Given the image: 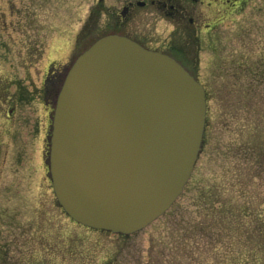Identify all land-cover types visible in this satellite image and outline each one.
Masks as SVG:
<instances>
[{
    "label": "rangeland",
    "instance_id": "obj_1",
    "mask_svg": "<svg viewBox=\"0 0 264 264\" xmlns=\"http://www.w3.org/2000/svg\"><path fill=\"white\" fill-rule=\"evenodd\" d=\"M24 14L38 27L37 59L22 43ZM117 23L197 58L189 68L209 96L183 191L126 237L73 223L55 204L51 108L36 98L47 62L67 65L70 49L75 58ZM0 264H264V0H0Z\"/></svg>",
    "mask_w": 264,
    "mask_h": 264
},
{
    "label": "water",
    "instance_id": "obj_2",
    "mask_svg": "<svg viewBox=\"0 0 264 264\" xmlns=\"http://www.w3.org/2000/svg\"><path fill=\"white\" fill-rule=\"evenodd\" d=\"M57 93L47 164L62 211L124 236L164 214L202 147L204 87L172 57L106 34L77 55Z\"/></svg>",
    "mask_w": 264,
    "mask_h": 264
},
{
    "label": "flooded vegetation",
    "instance_id": "obj_3",
    "mask_svg": "<svg viewBox=\"0 0 264 264\" xmlns=\"http://www.w3.org/2000/svg\"><path fill=\"white\" fill-rule=\"evenodd\" d=\"M155 1H151L150 4L154 5ZM159 5H163L161 1L157 2ZM132 5L129 4V6L124 7V12L125 13L127 10V8L131 7ZM136 6H143L141 3H136ZM170 8L173 9L172 6H169ZM24 20H27V16L26 14H24ZM29 21H28V25L30 27L29 31L31 34L30 39L27 38V35L24 34L23 36V41L22 43H26L29 46V52L28 55L29 57H33L36 58V56H38L40 58L41 54L37 53V43L36 42V38H38V27L37 24H34V26L32 25V19L34 21L33 15L30 14L29 16ZM19 22H17V25H20L19 30L21 32H23V30L25 31V28L23 27V25H21V16L19 15L18 17ZM191 21V20H189ZM27 23V21H26ZM116 23V22H115ZM6 24V22H5ZM124 26L121 25L120 23H117L114 25L113 28H109L107 31L110 33H119V34H125L127 35V32H124V30H122ZM132 37V36H130ZM25 38V40H24ZM133 39V37H132ZM141 43V42H140ZM143 46L145 47H149L147 44L145 45V43H141ZM151 48V47H149ZM156 49V48H153ZM158 50H160L161 52H164L166 54H169L171 57H174L176 59V61L178 60V62H180V64L185 67L187 70H189L191 73H193L191 70V68H189V65L191 64V66H195L197 64V58H192V56L189 55V53H187L184 50L181 49H171L168 48L167 51L157 48ZM156 49V50H157ZM36 51V54H35ZM69 54L66 55V60H67V65H61L60 67H58V65L56 66L52 61L47 62V66L44 68L43 73H42V79H41V86L40 88H38V95L36 98H40L42 100V103L45 106V109L47 107H52V103L54 100L55 95L57 94V90L58 87L60 85V81L62 80L63 76L65 75V71L67 69V66L70 64V62L73 60L74 56H73V52H71V49L69 50V52H67ZM37 59V58H36ZM50 98V99H49ZM49 99V101L47 100ZM14 112V108H9L6 111V116L10 117L9 115L12 114ZM49 117V116H48ZM48 129H49V124L47 125L46 128V134L48 137ZM46 137V140H47ZM46 163V161L44 162ZM47 174V173H46ZM47 179H48V174H47ZM49 181V180H48Z\"/></svg>",
    "mask_w": 264,
    "mask_h": 264
},
{
    "label": "trees",
    "instance_id": "obj_4",
    "mask_svg": "<svg viewBox=\"0 0 264 264\" xmlns=\"http://www.w3.org/2000/svg\"><path fill=\"white\" fill-rule=\"evenodd\" d=\"M206 96H207V101L209 100V96H208V93L206 92Z\"/></svg>",
    "mask_w": 264,
    "mask_h": 264
}]
</instances>
